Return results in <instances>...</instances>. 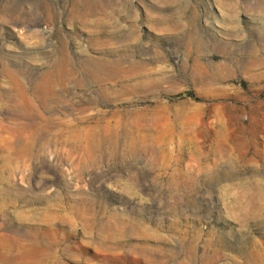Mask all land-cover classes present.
Segmentation results:
<instances>
[{
	"label": "rangeland",
	"instance_id": "rangeland-1",
	"mask_svg": "<svg viewBox=\"0 0 264 264\" xmlns=\"http://www.w3.org/2000/svg\"><path fill=\"white\" fill-rule=\"evenodd\" d=\"M255 60L264 0H0V264H264Z\"/></svg>",
	"mask_w": 264,
	"mask_h": 264
},
{
	"label": "bare ground",
	"instance_id": "bare-ground-1",
	"mask_svg": "<svg viewBox=\"0 0 264 264\" xmlns=\"http://www.w3.org/2000/svg\"><path fill=\"white\" fill-rule=\"evenodd\" d=\"M255 59V58H254ZM259 60V59H258ZM253 64H255V65H257V67L258 66H262V65H264V62H261V61H257V60H255L254 62H253ZM95 66L97 67V71L99 72H101L102 73V75L105 77V78H111L112 76H115V75H117V74H119V75H125L126 73L123 71V69L121 68V61H115V62H111V61H106V60H103V61H101L100 63H97V62H95V61H89L88 62V67H90V69H89V72L90 73H95ZM139 66H141V65H139L138 64V67ZM198 67H199V65H198ZM256 67V68H257ZM136 68V67H135ZM213 68H214V70L217 72V71H219V69L221 70V69H223L224 70V68H227L224 64H220V65H215V66H213ZM246 69V68H245ZM225 70H227V69H225ZM247 70V69H246ZM201 71H202V69H201ZM229 71V70H228ZM228 71H226V73L228 72ZM250 71V70H249ZM256 71V70H255ZM205 72V71H204ZM204 72H200V73H204ZM208 72V71H207ZM212 72H213V69H212ZM198 73V72H197ZM206 73V72H205ZM204 73V74H205ZM220 73H221V71H220ZM225 73V74H226ZM195 74H196V72H195ZM209 74V73H208ZM197 75V74H196ZM206 75V74H205ZM216 75H218V74H216ZM215 75V77H217ZM220 75V74H219ZM218 75V76H219ZM212 76V75H211ZM222 76L223 75H221L220 77L222 78ZM225 76V75H224ZM223 76V77H224ZM137 77V76H136ZM135 78V77H134ZM218 78V77H217ZM220 78V79H221ZM251 78V77H250ZM252 79V78H251ZM225 80H226V78H225ZM214 81V80H213ZM218 82V81H217ZM220 82V81H219ZM258 184V183H257ZM260 185V184H259ZM262 185V184H261ZM259 189V188H258ZM255 194V193H254Z\"/></svg>",
	"mask_w": 264,
	"mask_h": 264
}]
</instances>
